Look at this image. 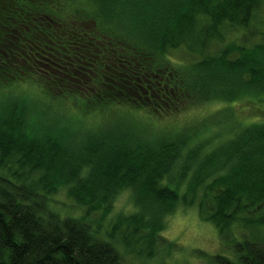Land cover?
Returning a JSON list of instances; mask_svg holds the SVG:
<instances>
[{
	"label": "trees",
	"instance_id": "16d2710c",
	"mask_svg": "<svg viewBox=\"0 0 264 264\" xmlns=\"http://www.w3.org/2000/svg\"><path fill=\"white\" fill-rule=\"evenodd\" d=\"M262 3L0 0V84L31 78L86 112L107 110L104 121H130L83 133L41 127L16 103L13 112L0 111V264H125L127 254L153 260L179 204L196 206L233 249V258L208 263L264 264V122L238 124L204 153L215 136L188 142L180 132L146 134L134 118L143 110L168 115L179 96L197 104L264 95V31L252 57L239 44L207 55L225 27H248ZM170 47L193 57L174 64ZM127 190L133 210L113 214ZM61 191L82 216L52 209Z\"/></svg>",
	"mask_w": 264,
	"mask_h": 264
},
{
	"label": "rangeland",
	"instance_id": "374dc122",
	"mask_svg": "<svg viewBox=\"0 0 264 264\" xmlns=\"http://www.w3.org/2000/svg\"><path fill=\"white\" fill-rule=\"evenodd\" d=\"M257 16L250 23L251 31L255 33L254 38L247 40L250 33L248 27H225L223 29L224 37L217 44L207 49L209 57L222 55L226 47L239 44V48H245V54L252 57V47L258 43H262V31H264V0ZM257 32V33H256ZM246 38V39H245ZM237 48V47H236ZM183 48H168L166 53L174 64H181L187 61L192 55ZM220 53V54H218ZM240 55V51H238ZM248 59V58H247ZM40 84L31 78L13 81L8 84H0V111L9 110L13 112L14 104L19 107H28V111L41 127L53 130L69 129L72 132L81 130L83 133H89L96 130L109 128L108 123L112 127L118 124L129 125L130 121L113 120L111 122L104 121L106 111L100 113V110L86 112V108L76 103L71 96L66 98L55 97V94H47ZM51 91H54L53 89ZM71 94V92H69ZM65 95H69L66 93ZM180 103L172 107L173 112L168 115L153 114L147 111H140L134 114V118L144 123L151 133L159 134V132L167 131L168 133L180 132L182 138L188 142H193L196 137L203 138L207 136H215V140L206 143L204 153H208L209 149L217 148L225 143L226 139L237 133L240 128L238 124L250 125L254 123L264 122V95L255 98H245L231 103L210 102V103H192L182 100L179 96ZM25 107V108H27ZM83 107V108H82ZM126 109H130L125 107ZM125 108H117L123 112ZM28 112V113H29ZM39 121V122H38ZM237 125V126H236ZM238 127V129H236ZM236 129V130H234ZM176 131V132H174ZM81 132V133H82ZM80 133V134H81ZM81 136L77 137L72 143L73 147L79 142ZM85 138V137H84ZM217 138V139H216ZM207 139V138H206ZM230 139V138H229ZM171 187L176 188L175 185ZM180 193V188H176ZM181 194V193H180ZM51 207L62 217H80L83 215L81 206H76L71 197L65 191H61L51 202ZM133 210V202L130 192L124 191L119 194L114 207V213L124 211L130 213ZM100 215V213H98ZM167 225L162 233L160 243L162 246L158 257L153 260L138 259L133 255L127 254L124 258L125 264H210L208 257L215 255H223L234 257L231 246L222 241L219 230L209 222L203 221L199 217L196 206L179 204L176 210L167 216ZM110 217L102 222L98 235L106 237L109 230ZM99 222L93 223V228L97 230ZM237 238L240 234L236 233ZM172 246L167 250V245Z\"/></svg>",
	"mask_w": 264,
	"mask_h": 264
}]
</instances>
